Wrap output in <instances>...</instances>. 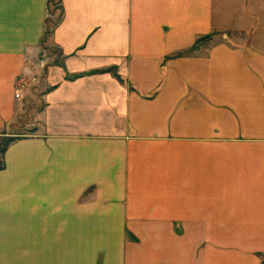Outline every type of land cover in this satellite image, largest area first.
I'll use <instances>...</instances> for the list:
<instances>
[{
    "label": "crops",
    "instance_id": "crops-1",
    "mask_svg": "<svg viewBox=\"0 0 264 264\" xmlns=\"http://www.w3.org/2000/svg\"><path fill=\"white\" fill-rule=\"evenodd\" d=\"M226 2L59 0L50 64L52 0H0V264H246L184 232L220 223L170 137L186 114L201 140L264 108V41L244 26L264 11ZM36 81L47 89L21 136Z\"/></svg>",
    "mask_w": 264,
    "mask_h": 264
},
{
    "label": "rangeland",
    "instance_id": "rangeland-1",
    "mask_svg": "<svg viewBox=\"0 0 264 264\" xmlns=\"http://www.w3.org/2000/svg\"><path fill=\"white\" fill-rule=\"evenodd\" d=\"M227 3L226 0H218V9L222 14ZM257 4L258 10L264 11V0H259ZM50 11L54 15L48 21L43 56L49 59L50 64H60V52L49 46L52 31L62 20L59 0H52ZM254 21L256 19L249 20L248 16L244 18L245 29L253 31L249 40L264 41V19ZM217 22L218 29L213 41H225V18L220 16ZM244 37L248 38L249 35L244 34ZM46 89L44 82L36 81L32 86L26 111L19 120L20 127L13 130L15 133L24 136L33 132V114L42 107L41 93ZM16 96L19 98V95ZM258 112L259 115L237 113L233 124H230V127L233 126L231 129L223 128L225 124H221L222 128L207 132L201 140V133L204 132L193 129V115L186 114V129L171 131L173 134L170 136L185 138V171L198 172L201 177L197 178L198 175L191 173L190 183L186 184L206 187L211 192L201 194V201L216 203L220 223L211 227H185L184 232L212 234L216 238L217 249L232 250L234 258L244 260L246 264H264V119H261L264 108L260 107ZM176 132L180 135L176 136ZM6 143L5 139L0 141V152ZM180 228L179 232H182Z\"/></svg>",
    "mask_w": 264,
    "mask_h": 264
},
{
    "label": "trees",
    "instance_id": "trees-1",
    "mask_svg": "<svg viewBox=\"0 0 264 264\" xmlns=\"http://www.w3.org/2000/svg\"><path fill=\"white\" fill-rule=\"evenodd\" d=\"M14 140V139H11V141Z\"/></svg>",
    "mask_w": 264,
    "mask_h": 264
}]
</instances>
